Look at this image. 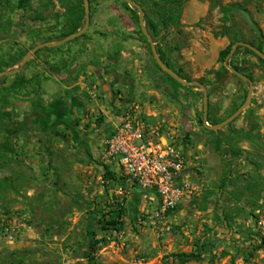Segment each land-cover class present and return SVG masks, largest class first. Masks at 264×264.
Segmentation results:
<instances>
[{
	"label": "rangeland",
	"instance_id": "obj_1",
	"mask_svg": "<svg viewBox=\"0 0 264 264\" xmlns=\"http://www.w3.org/2000/svg\"><path fill=\"white\" fill-rule=\"evenodd\" d=\"M131 1L141 7L142 25L125 0H26V10L19 0H0V134L17 131L19 102L56 89L51 77L65 71L66 59L76 62L86 51H99L112 60L114 53L135 89L147 83L181 108L182 120L170 133L184 151L202 145L205 164L194 168L199 194L184 218L170 220V231L158 235L137 227L146 215L139 210V189L128 209L127 191L119 200L108 186L85 177L84 190L65 189L83 202L56 210L46 199L62 191L48 177L32 186L16 172L2 179L0 169V214H16L25 226L12 244L0 236V264H264V229L258 226L264 220V64L246 47L238 45L229 60L251 80V99L230 123L208 129L247 102L250 85L231 74L219 54L230 53L234 44L258 50L257 34L240 14L246 12L262 35L264 55V0H188L181 6L176 3L182 0ZM86 25L81 36L67 40ZM152 48L181 81L207 89L205 126L202 91L172 79ZM5 158L0 146V168ZM88 164L104 167L101 155ZM91 230L99 242L94 252L87 247ZM114 233L122 234V247Z\"/></svg>",
	"mask_w": 264,
	"mask_h": 264
},
{
	"label": "crops",
	"instance_id": "obj_2",
	"mask_svg": "<svg viewBox=\"0 0 264 264\" xmlns=\"http://www.w3.org/2000/svg\"><path fill=\"white\" fill-rule=\"evenodd\" d=\"M109 54L114 56L112 60L99 51H86L76 62L66 59L65 71L51 77L56 89L33 102H19L17 131L0 134V146L6 157L0 168L4 173L1 178L10 179L16 172L18 176L27 175L32 186H37V182L46 181L48 177L49 182L53 181L64 192H56L46 199L53 209H59L64 203L83 202L82 197L68 195L65 189L81 187L84 190L85 177L90 184L93 181L98 184L104 179L112 194L111 186L124 188L130 195L126 205L131 209L133 192L137 188L122 178L116 167H94V164H88L89 161L100 158L105 140L128 109L138 107L147 123L158 125L169 133L170 126L178 125L182 120L181 108L169 104L167 94L153 86L148 87L147 83L135 89L131 76L118 68L115 54ZM168 114L173 115V119ZM97 117L101 121L97 122ZM179 149L187 163L184 179L199 188L194 168L205 164L202 145L198 144L190 151H184L183 147ZM45 172H48L47 176L43 174ZM97 174L103 178L96 177ZM141 194L143 203L139 210L148 212L157 208L158 199L154 194ZM192 202L186 198L179 206L178 214L170 220L183 219ZM76 218L77 214H72V220Z\"/></svg>",
	"mask_w": 264,
	"mask_h": 264
},
{
	"label": "built area",
	"instance_id": "obj_3",
	"mask_svg": "<svg viewBox=\"0 0 264 264\" xmlns=\"http://www.w3.org/2000/svg\"><path fill=\"white\" fill-rule=\"evenodd\" d=\"M101 160L106 166L116 167L120 176L133 187L157 197V208L139 219V229L148 227L158 235L168 233L172 214L186 198L199 194V188L184 179L187 163L175 145L174 134L147 123L138 107L123 113L119 124L104 142ZM100 183L109 188L104 179ZM110 190L119 200L125 193L122 187L111 186ZM258 226L264 229L263 219H259ZM24 227L16 214H0V236L8 243H14ZM114 235L115 243L122 247V234Z\"/></svg>",
	"mask_w": 264,
	"mask_h": 264
},
{
	"label": "water",
	"instance_id": "obj_4",
	"mask_svg": "<svg viewBox=\"0 0 264 264\" xmlns=\"http://www.w3.org/2000/svg\"><path fill=\"white\" fill-rule=\"evenodd\" d=\"M126 3L131 6L132 8L136 9L139 13V18H140V24L142 25V17H143V12L141 10V7L136 4L135 2L131 1V0H125ZM87 29V25L83 28V30L79 33H77L76 35L74 36H71V37H68L67 40H72L76 37H79L81 36V34H83ZM149 42L151 43L150 39H149ZM238 45H241L243 47H246L248 49H250L251 51H253L258 57H260L261 59L264 60V55L259 52L258 50H256L255 48L253 47H250L248 45H245V44H234L232 46V50L230 51V53L228 54V56L225 58L224 62H223V66L233 75L237 76L239 79L243 80L244 82L248 83L250 85V89H249V93H248V96H247V102L245 103V105L231 118L227 119L225 122H223L222 124L220 125H217L216 127L214 128H208V129H219L225 125H227L228 123H230L235 117H237L248 105L250 99H251V93H252V87H251V80L249 78H247L245 75H244V69H240L239 71H236L235 69H233L231 66L228 65V61L229 59L232 58L236 48ZM153 47V46H152ZM152 51H153V55H154V58L156 60V63L157 65L162 69L164 70L168 75H170V77L172 79H174L175 81L179 82L180 84H182L183 86H194L198 89H200L202 91V100H203V109H202V113H203V123H204V126L206 125L207 123V113H208V92H207V89L202 85L200 84L199 82H195V83H189V82H183L181 81L178 76L171 70L169 69L165 64H163L160 59L158 58L157 56V53L155 51L154 48H152ZM35 52V50L33 51ZM32 52V53H33ZM31 55L32 54H29L26 58V61L28 59L31 58Z\"/></svg>",
	"mask_w": 264,
	"mask_h": 264
},
{
	"label": "trees",
	"instance_id": "obj_5",
	"mask_svg": "<svg viewBox=\"0 0 264 264\" xmlns=\"http://www.w3.org/2000/svg\"><path fill=\"white\" fill-rule=\"evenodd\" d=\"M186 1H188V0H182L180 2H177L176 4L179 5V6H181ZM25 5H26V0H19V6H20V8L22 10H26V6ZM240 14L248 22V24L253 28V30L257 34V37H258V40H259L257 49L260 52H263L262 35H261L259 29L254 25V23L252 22L250 16L246 12H240ZM244 50L247 53H249V54L253 55L254 57H256L261 63L264 64V61L262 59H260L256 55H254L249 50H247V49H244ZM157 52H158L161 60L165 63L161 51L160 50H157ZM228 54H229V51H222V52H220L219 57H220V59H222V63L224 62V60L228 56ZM165 64L167 66H169L167 63H165ZM228 65L231 66L236 71H239L240 70V68H237L236 66H233L230 60L228 61ZM155 66L157 67V65H155ZM95 238H96V234L92 230L87 232V247H88L89 250H91L93 252L95 251V247L99 244V242L95 241ZM263 245H264V240H263ZM182 258H185L187 260H190L193 257L192 256H182Z\"/></svg>",
	"mask_w": 264,
	"mask_h": 264
}]
</instances>
